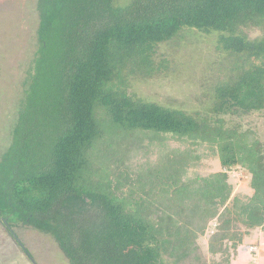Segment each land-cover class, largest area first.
<instances>
[{
	"label": "trees",
	"instance_id": "obj_1",
	"mask_svg": "<svg viewBox=\"0 0 264 264\" xmlns=\"http://www.w3.org/2000/svg\"><path fill=\"white\" fill-rule=\"evenodd\" d=\"M37 8L35 64L0 156L9 235L33 264L17 225L51 236L70 264H231L245 239L264 233V167L255 133L223 115L264 108V38L220 41L259 63L220 86L214 118L132 97L120 68L151 75L158 42L183 26L216 31L259 16L264 0H37ZM210 158L219 171H202ZM237 169L251 193H234Z\"/></svg>",
	"mask_w": 264,
	"mask_h": 264
},
{
	"label": "rangeland",
	"instance_id": "obj_2",
	"mask_svg": "<svg viewBox=\"0 0 264 264\" xmlns=\"http://www.w3.org/2000/svg\"><path fill=\"white\" fill-rule=\"evenodd\" d=\"M127 2L117 0L118 5ZM39 16L37 0H0V156L11 139L25 83L34 68ZM230 34L243 35L248 41L263 39L264 13L216 31L183 26L169 40L157 43L154 56L146 64V70L154 71L151 75H143L144 70L137 73L132 65L122 64L119 83L134 98L200 117H217L218 110L215 111L214 107L223 95L220 86L230 81L239 67L259 63L252 51L228 52L222 49L220 41ZM223 116L229 127L250 129L255 133L262 152L260 165L264 167V108ZM220 169L219 159L210 158L205 160L202 171ZM230 181L234 184V193L252 192L250 176L243 169L234 170ZM15 230L38 264H70L51 236L21 224ZM204 243L207 248V236ZM16 247L5 243L0 248V264L26 263L23 251ZM216 257L220 258V255ZM231 264H264V233L258 231L254 239H245Z\"/></svg>",
	"mask_w": 264,
	"mask_h": 264
},
{
	"label": "crops",
	"instance_id": "obj_3",
	"mask_svg": "<svg viewBox=\"0 0 264 264\" xmlns=\"http://www.w3.org/2000/svg\"><path fill=\"white\" fill-rule=\"evenodd\" d=\"M4 238H2V237ZM4 239V240H3ZM5 243L7 246H12V247H16V245L18 247H20L16 241L9 235V233L6 231V229L3 227L2 223L0 222V248L3 246H5ZM17 248V247H16ZM21 249V247H20ZM22 250V249H21ZM23 251V250H22ZM24 253V252H23ZM25 255V254H24ZM26 257V263L24 264H33L32 261L25 255ZM15 264V263H13ZM38 264V263H37Z\"/></svg>",
	"mask_w": 264,
	"mask_h": 264
},
{
	"label": "built area",
	"instance_id": "obj_4",
	"mask_svg": "<svg viewBox=\"0 0 264 264\" xmlns=\"http://www.w3.org/2000/svg\"><path fill=\"white\" fill-rule=\"evenodd\" d=\"M251 246H254V245H251ZM251 246H250V247H251Z\"/></svg>",
	"mask_w": 264,
	"mask_h": 264
}]
</instances>
